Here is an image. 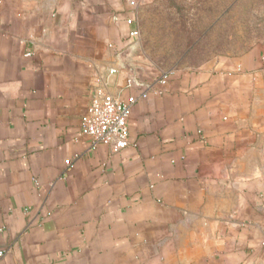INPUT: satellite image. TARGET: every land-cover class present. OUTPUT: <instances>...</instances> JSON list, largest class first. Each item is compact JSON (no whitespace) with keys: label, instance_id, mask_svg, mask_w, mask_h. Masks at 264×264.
Listing matches in <instances>:
<instances>
[{"label":"crops","instance_id":"crops-1","mask_svg":"<svg viewBox=\"0 0 264 264\" xmlns=\"http://www.w3.org/2000/svg\"><path fill=\"white\" fill-rule=\"evenodd\" d=\"M151 1L0 0V264H264V45L161 83ZM99 92L128 143L82 133Z\"/></svg>","mask_w":264,"mask_h":264},{"label":"rangeland","instance_id":"rangeland-1","mask_svg":"<svg viewBox=\"0 0 264 264\" xmlns=\"http://www.w3.org/2000/svg\"><path fill=\"white\" fill-rule=\"evenodd\" d=\"M144 60L164 72L264 45V0H153L138 15Z\"/></svg>","mask_w":264,"mask_h":264},{"label":"built area","instance_id":"built-area-1","mask_svg":"<svg viewBox=\"0 0 264 264\" xmlns=\"http://www.w3.org/2000/svg\"><path fill=\"white\" fill-rule=\"evenodd\" d=\"M133 21L132 18L128 19L129 23ZM130 35L138 39L139 29L131 30ZM175 72L176 70L164 72L159 81L161 83L167 82ZM137 99L134 95L123 100L109 93H97L82 117V133L90 137L93 146L100 143H118L121 145L128 143L130 136L129 119Z\"/></svg>","mask_w":264,"mask_h":264}]
</instances>
